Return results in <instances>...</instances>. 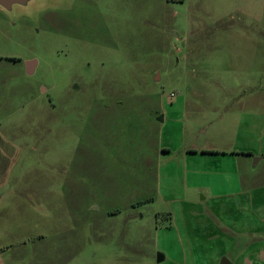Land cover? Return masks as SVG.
<instances>
[{"label":"rangeland","instance_id":"1","mask_svg":"<svg viewBox=\"0 0 264 264\" xmlns=\"http://www.w3.org/2000/svg\"><path fill=\"white\" fill-rule=\"evenodd\" d=\"M31 8L0 7L1 264H264V0Z\"/></svg>","mask_w":264,"mask_h":264},{"label":"water","instance_id":"2","mask_svg":"<svg viewBox=\"0 0 264 264\" xmlns=\"http://www.w3.org/2000/svg\"><path fill=\"white\" fill-rule=\"evenodd\" d=\"M34 2H36V0H0V7L11 14H16L18 9H25L30 11ZM38 63V59H28L25 63L27 73L30 75L34 74ZM164 260V254L158 253L157 261L162 262ZM220 264H231V262L228 259L223 258Z\"/></svg>","mask_w":264,"mask_h":264},{"label":"trees","instance_id":"3","mask_svg":"<svg viewBox=\"0 0 264 264\" xmlns=\"http://www.w3.org/2000/svg\"><path fill=\"white\" fill-rule=\"evenodd\" d=\"M213 152H215V151H213ZM234 153H240V152H236V151H234ZM241 153H243V152H241ZM1 251V250H0Z\"/></svg>","mask_w":264,"mask_h":264},{"label":"crops","instance_id":"4","mask_svg":"<svg viewBox=\"0 0 264 264\" xmlns=\"http://www.w3.org/2000/svg\"><path fill=\"white\" fill-rule=\"evenodd\" d=\"M0 264H1V261H0Z\"/></svg>","mask_w":264,"mask_h":264},{"label":"flooded vegetation","instance_id":"5","mask_svg":"<svg viewBox=\"0 0 264 264\" xmlns=\"http://www.w3.org/2000/svg\"><path fill=\"white\" fill-rule=\"evenodd\" d=\"M26 63V62H25ZM25 67H26V65H25Z\"/></svg>","mask_w":264,"mask_h":264}]
</instances>
